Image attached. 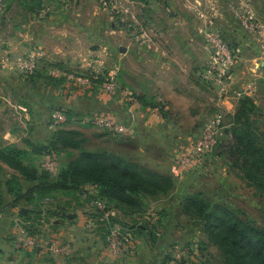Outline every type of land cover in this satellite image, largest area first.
I'll use <instances>...</instances> for the list:
<instances>
[{
  "label": "crops",
  "instance_id": "obj_1",
  "mask_svg": "<svg viewBox=\"0 0 264 264\" xmlns=\"http://www.w3.org/2000/svg\"><path fill=\"white\" fill-rule=\"evenodd\" d=\"M251 1L264 13V0ZM74 2L57 0L63 11H58L57 14L60 15H48L45 19L41 16L36 19L37 23H34L40 26L41 36H25L24 45L30 48L29 53L42 49L45 56L42 65L48 67L46 71L52 66H58L70 72L89 73L94 72L99 61L105 60L104 63L109 62L112 68L118 66L123 75L126 72L131 81L122 83L123 91L97 92L99 89L95 86L98 85H93L92 89L80 90L77 94L63 99H75L81 104H87L85 110L88 115L109 117L134 130L133 136L119 137L135 146H117V154L129 161L158 173L174 176L172 168L180 157L179 149L189 146L186 141L189 144L194 143L208 120L214 118L218 111L229 118L228 123L235 114L239 101L245 97L253 99L257 107L264 111V51L260 56L258 44L252 37L245 40L244 32L235 19L222 18L220 24L223 34L228 35L234 42L235 66L230 79L210 85L203 80L210 56L203 48L194 46L193 42L199 40L198 36H171L173 45L166 58L159 52L149 54L126 37L122 30L118 31L119 36H79V24L74 16L61 15L64 11L67 13L69 6L72 9ZM47 10V13L51 12L49 8ZM96 10L94 7L87 20L95 26L107 19L102 17L104 13ZM47 33L51 36H46ZM121 48H126V51L122 52ZM43 81L40 80V83L45 86L48 80ZM28 84L33 85V81L30 80ZM253 84L255 88L251 90ZM125 93L144 98L146 104H164L165 115L147 105L143 107L135 104ZM45 135L41 140L43 143L52 137V133L46 132ZM2 137L11 141L10 143L18 141L10 133ZM208 159L211 162L206 168L210 173L212 164L220 163L221 158L211 153ZM229 172V168L224 165L220 171L223 179L228 180ZM202 177L203 174L198 178L190 173L174 176V191L165 198L150 200L149 213L155 216L159 210L167 219L173 217L182 221L179 224L168 220L163 227L157 225L156 237L152 239L138 231V226L143 224L139 219L141 216H127L113 206L106 207L92 186L86 188L88 195L62 197L63 202L71 203V211L63 213L61 218L42 221L43 224L40 225L32 224L21 217V213L30 212L29 207L24 206L21 211L16 212L14 210L0 220V264H164L167 256H173L178 244H185L189 249L196 243L198 227L181 214L180 208L189 192H195L200 189L199 185L205 184ZM191 178H194L193 181L187 184L186 180ZM5 197V203L12 200L8 195ZM100 204L106 209L105 215L99 212L102 209ZM107 214H110L109 218H106ZM145 217H148L147 214L143 218ZM16 218L20 221L19 228L16 227ZM133 221L136 226L132 224ZM111 224L123 231L136 227L130 229L131 249L127 253H113L109 248L108 232ZM28 236L36 238L45 247L25 248L21 240ZM50 244L68 249L70 253H52L48 247Z\"/></svg>",
  "mask_w": 264,
  "mask_h": 264
},
{
  "label": "rangeland",
  "instance_id": "obj_2",
  "mask_svg": "<svg viewBox=\"0 0 264 264\" xmlns=\"http://www.w3.org/2000/svg\"><path fill=\"white\" fill-rule=\"evenodd\" d=\"M74 1L72 9H69L70 6L68 5L67 13L64 11L61 15L74 16L79 24L77 28L79 36H89L88 34L90 36H119L117 35L118 31L122 30L126 37L132 42L134 41L133 43H137L149 54L151 52L163 53L164 58L170 54L169 52L173 45L171 36H198L199 40L193 42L194 46L203 48L210 56L209 63L203 73V76H206H204L203 80L207 81L210 85H215L217 80H219V72L217 71L220 65V57H217L219 50L213 42L219 38L234 49V42L231 41L228 35L222 32L220 26L222 18L235 19L240 29L244 32L243 36H245V40L247 41L249 36L252 37L258 44L257 50L260 56L264 51L262 38L254 37L261 35L257 33L256 25L259 23L264 25V13L251 0H115L112 3H110V0H106L108 2L107 7H103L101 0ZM29 5L27 2V6L25 7L21 0H0V148L8 144H15L24 148L27 142L45 144L61 129L81 132L84 136L83 138L86 140V149L90 151L107 150L112 153H118L117 146L124 144L135 146V144L126 140L124 142L119 136L113 135L97 126L96 119L102 116L96 114H93V116L88 115L85 110L87 109V104H81L79 101H75V99H63L69 95L77 94L80 90L92 89L94 88L93 85H98L95 86L99 89L97 92L108 93L103 87V82L109 74H113L116 79V88L113 93L123 91L121 90L122 83L130 82L131 78L126 76V72L123 75L118 66L117 68H112L108 64L109 62L106 61L104 63L105 60H101L102 62H98L94 72H72L83 78H91L94 74L100 77L92 85L81 87L73 82L66 81L64 78L62 80L61 77L52 78L53 76L50 75L49 71L48 74L45 72V69L48 67L43 66L41 68L43 64L42 58L40 59V68L37 69L39 71L36 73L37 76L34 77L33 85L28 84L31 74L34 73H25L24 70L17 66L18 59H24L26 55L30 54L28 52L30 48L24 45L25 36H41L39 34L40 26L34 23L36 19H39L41 16L45 19L48 15H60L57 14L58 11H63V8L58 5L57 0H42V5L37 6L36 12H33L32 1H29ZM94 7L95 10L97 9L96 12L104 13L105 15L103 14L102 17L107 18L104 20V23H99V26L91 25V23L87 22ZM47 8L51 12L47 13ZM46 36L51 35L47 33ZM262 36H264L263 33ZM97 48L99 49V47ZM39 50L42 51L41 48ZM116 51L118 54V48ZM130 65L132 64L130 63ZM60 68L65 69L63 67ZM212 68H214L213 71L211 70ZM65 70L68 71L67 69ZM44 79L49 81L46 82L45 86L43 83H40V80L44 82ZM65 93L66 96H63ZM132 97L134 96L132 95ZM134 98L136 99V97ZM58 112L67 114L68 118V120L66 118L61 126L54 125L53 116ZM217 114L223 113L218 111L215 116ZM228 119L224 116L223 123L226 129H228V133L225 129L224 132L227 136L222 137V143H228L230 140ZM211 120H208L206 124L211 122ZM259 121L261 122L262 120ZM46 132L52 133V137L43 143L41 140L46 136ZM6 133H10L18 141L10 143L11 141L4 140L2 136ZM185 143L189 146L179 149V156L193 144H189L190 142L188 141ZM221 146L214 152V154H217L221 158V162L215 165L212 164L210 173L206 168L208 163L211 162L208 156L193 169L184 172L194 176L197 175L198 178L200 174H203L202 178L204 179L202 181L205 182L203 186H198L199 190L195 192L193 190L187 195L203 193L209 201L221 200L229 208L237 211L243 220H250L256 227L264 228V196H260L256 189L248 186L238 175L239 173L230 167L229 160L219 155ZM48 158H51V160H48ZM28 161L31 164L34 163L40 167L42 166L51 173L55 174L58 172L59 163L52 156L41 157L34 160V162L29 158ZM50 161L55 163L54 167L47 165ZM224 165L230 171L228 180L223 179L220 173ZM14 174L15 172L12 169L0 161V180L11 178ZM193 179L186 180V183L190 184ZM101 205L103 208L99 212L101 211L105 215L106 209L103 204ZM180 210L182 211V205ZM158 211H156L155 216L153 213L147 212L148 217L139 219L143 221V224L150 222L151 225H160V227L166 225L168 220L182 224L181 220L173 217L167 219L165 216H162L163 212ZM158 213L161 215L159 216ZM181 214L190 222H193L183 212ZM44 221L47 222V219ZM132 224L135 225L136 223L133 221ZM111 225L110 228H113L114 225ZM196 227H198L197 224ZM121 230L125 238L132 239L129 235L132 232L130 228H127L126 231L124 229L127 232L126 235L122 228ZM197 232L196 243L193 246L191 245L189 249L185 244H178L175 247V250H187L186 252H188L185 256L186 260L184 257H181L177 264H189L191 261L192 263L190 264H196V262L197 264H224L221 253L216 246H208L207 250L203 251L204 253L200 250L199 242L207 240V237L199 229ZM150 239L152 238L150 237Z\"/></svg>",
  "mask_w": 264,
  "mask_h": 264
},
{
  "label": "trees",
  "instance_id": "obj_3",
  "mask_svg": "<svg viewBox=\"0 0 264 264\" xmlns=\"http://www.w3.org/2000/svg\"><path fill=\"white\" fill-rule=\"evenodd\" d=\"M21 1L25 7L32 1L33 12L42 5V0ZM38 71L31 74V81ZM45 72L48 74V70ZM136 99L143 107L160 108L161 115H165V106L161 103L146 104L144 98ZM65 116L67 118V114ZM228 128L230 140L222 143L220 139L219 155L229 160L230 167L248 186L264 196V112L253 99L245 97L239 101ZM223 136H227L225 132ZM83 137L77 130L61 129L45 144L27 142L24 148L15 144L0 148V161L15 172L11 178L0 180V211L5 217L25 206L31 210L21 213V217L32 224L61 218L72 209L71 203L63 202L61 198L88 195L86 188L92 186L106 207L113 206L127 216L143 218L149 210L150 200H159L174 191V176L158 173L107 150L90 151L86 149ZM46 156H52L59 163L57 173L28 161ZM7 195L12 200L5 203ZM182 212L207 237L199 242L202 252L214 245L224 264H264V228L243 220L221 200L209 201L203 193L187 195L182 202ZM138 228L146 236L156 237L157 226L150 222ZM170 260L172 256H167L164 264Z\"/></svg>",
  "mask_w": 264,
  "mask_h": 264
},
{
  "label": "built area",
  "instance_id": "obj_4",
  "mask_svg": "<svg viewBox=\"0 0 264 264\" xmlns=\"http://www.w3.org/2000/svg\"><path fill=\"white\" fill-rule=\"evenodd\" d=\"M115 0H110V3L114 2ZM101 4L103 7H107L108 2L106 0H101ZM257 33L261 34L260 36H254L264 39V36H262V33L264 34V25L259 23L256 25ZM217 38V37H216ZM217 49L219 50L218 56L220 57V65L217 68V71L219 72V80L217 82L223 83L227 79H230V75L232 72L233 67L236 63V55L234 50L226 43H224L222 40L218 38L217 41L213 42ZM263 43V41H262ZM44 54L42 51H34L30 54L26 55L24 59H18L17 60V66L24 70L25 73H34L39 67H40V59L44 58ZM212 71L214 68L211 69ZM49 73L53 77H61L64 78L66 81L73 82L81 87H88L89 85H92L96 80L100 79L99 76L93 75L91 78H83L79 76L78 74L66 71L65 69H62L57 66H52L49 68ZM103 87L107 90V92H113L116 88V79L113 74H109L107 78H105V81L103 82ZM255 86L254 84L251 86V90H254ZM127 96L131 98L135 104L140 106V103L137 99L132 97V94L125 93ZM164 106V104H162ZM158 112H160V108H155ZM161 113V112H160ZM54 125L61 126L64 121L66 120L65 114L62 112H58L54 114ZM224 115L223 114H217L211 122L205 125V127L202 130V133L200 137L186 150L184 151L180 157L178 158L177 162L172 168V173L175 177H178L182 175L184 172L190 171L193 169L196 165L201 163L206 156H208L211 153H214L220 139L222 138L224 131L226 129V126L223 123ZM97 126L107 130L113 135L120 136V135H129L133 136L135 134V131L131 128L119 124L115 122L113 119L109 117H100L96 119ZM51 160V158H48V160ZM47 165L49 167H54L55 163L52 161L48 162ZM103 208V207H102ZM110 214H107L106 218H109ZM5 218V214L0 211V220H3ZM105 218V219H106ZM19 218L15 219L16 227L19 228L20 221ZM107 220V219H106ZM22 245L25 248H36V247H45V245H42L38 240L34 237H26L21 240ZM129 242V244H128ZM108 246L111 249L113 253H121L125 252L129 249H131L130 239L125 238L123 235V232L120 228H111L110 234L108 236ZM49 250L52 253L58 254L61 252H67L70 253V250L68 249H61L57 247L55 244H50ZM187 250L180 251L179 249L174 250L172 260H170L167 264H177L179 263V260L181 257L186 258V252ZM127 253V252H126ZM11 264H23L19 262H12Z\"/></svg>",
  "mask_w": 264,
  "mask_h": 264
},
{
  "label": "water",
  "instance_id": "obj_5",
  "mask_svg": "<svg viewBox=\"0 0 264 264\" xmlns=\"http://www.w3.org/2000/svg\"><path fill=\"white\" fill-rule=\"evenodd\" d=\"M121 51L122 52H125L126 51V48H121ZM226 132L228 133V130H226ZM69 217H72L71 215Z\"/></svg>",
  "mask_w": 264,
  "mask_h": 264
}]
</instances>
